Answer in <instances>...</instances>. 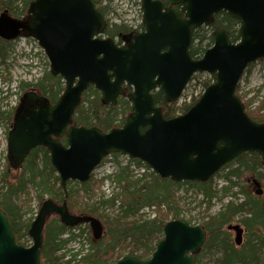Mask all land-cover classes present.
<instances>
[{"label": "water", "instance_id": "1", "mask_svg": "<svg viewBox=\"0 0 264 264\" xmlns=\"http://www.w3.org/2000/svg\"><path fill=\"white\" fill-rule=\"evenodd\" d=\"M140 5L144 31L126 37L122 45L100 36L106 21L92 0H32L22 19L6 11L0 15V38L37 40L50 73L64 81L54 104L32 90L20 98L7 137L11 169L20 168L31 150L42 146L66 195L68 181H87L111 153L138 159L159 177L176 182H205L244 152H257L264 164V122L253 121L235 93L246 66L264 58V0H169L168 6L161 0H140ZM221 11L239 22V40L233 42L225 29H216L213 45L201 58H192L193 29L210 24ZM195 72L215 74V79L185 113L165 118L152 92L160 90L164 102H174ZM123 83L132 90L126 93ZM90 85L103 104L114 106L119 96L127 97L131 112L120 127L104 132L72 125ZM62 136L65 145L59 141ZM51 214L66 226L89 223L94 240L103 235L95 216L71 213L66 199L61 204L46 199L30 223L32 243L25 247L16 242L0 209V264H42L43 231ZM227 228L235 231L234 243L240 245L243 229L239 224ZM162 233L148 259L126 255L114 264H193L207 237L203 225L184 219L167 221Z\"/></svg>", "mask_w": 264, "mask_h": 264}, {"label": "trees", "instance_id": "2", "mask_svg": "<svg viewBox=\"0 0 264 264\" xmlns=\"http://www.w3.org/2000/svg\"><path fill=\"white\" fill-rule=\"evenodd\" d=\"M93 1L103 16L107 17L113 12L114 0ZM162 1L167 3V0ZM20 3H22L20 10L25 13L28 0H0V13L6 11L15 17L18 14L12 5L17 6L15 4L19 5ZM10 10L13 14L10 13ZM22 11L20 14H23ZM120 23L118 24L116 21L110 23L109 18H107L105 34L119 40L125 37L131 29L129 25ZM237 25V20L222 11L215 15V20L210 27L212 29L226 28L230 39L235 41L239 38ZM212 43V33L205 27H197L192 33L190 55L193 58H199ZM4 57L5 53L0 49V59ZM210 82L211 80L199 82L201 91ZM32 85L51 102H55L63 91L61 77L52 76L49 72L44 73ZM20 88L22 89V85ZM238 90L239 85H237L236 92ZM153 97L155 103L163 105L165 117L185 112L196 101L195 99L189 104L174 107L164 103L160 91H156ZM244 103L251 119L258 122L264 121V114H259L260 110L264 108V104H260L256 110L249 112L248 103L245 101ZM119 108H121L120 112L124 114L130 105L126 99L120 98L117 106H104L100 102L98 91L90 87L83 94L81 105L76 109L73 120L79 126H95L107 131L124 122L125 116L118 117L120 115L117 111ZM3 116L1 111L0 118ZM118 120L120 122L116 124ZM64 141L65 139H63ZM118 155L114 154L113 156L116 159ZM132 161L136 165H142L138 160L133 159ZM39 162H41L40 165L37 164ZM226 169L228 170L224 180L227 184L222 191L228 190L234 184L237 185V180H240L246 172L255 177L264 188V167L256 152L240 154L233 161L224 165L221 171ZM104 178L112 185V190L108 195L101 193L96 196L94 189L100 185V182L91 176L84 183L69 181L67 186L72 184L77 187L76 189L67 187L66 196L60 185V179L50 163L47 150L37 147L25 160L20 175L11 176L6 170L2 172L0 176V208L7 214L16 241L24 245L22 240L27 236L30 219L23 217L20 208L22 194H28L27 191L31 188L34 189L36 200L39 202L45 199L44 195H48L49 199L56 202H63L66 199L72 212L74 210L75 213L92 214L100 218L105 228V234L97 241L88 236L91 252L81 255L80 252L83 249L79 246V249L69 254L70 250L67 246L71 242L77 241L83 230L79 229L74 232L72 231L74 228L64 226L57 217L52 216L44 229V244L40 253V261L43 264H59V260L68 256L67 263L71 261L70 259H77L83 264H106L109 259L114 258L112 262L114 264L124 255H136L141 259H147L154 251L157 241L162 237V226L170 219L184 218L181 201L175 196L180 187L185 184L197 187L203 196L202 201L211 200L214 196L212 179L207 182L178 183L169 178H160L153 172L137 175L129 164L121 165L119 161H116V170L106 174ZM232 178H235L236 183ZM245 185L248 186L247 182ZM239 192L244 195L243 200L240 202L228 201L221 210L208 216L207 221L202 224L207 232V239L202 252L212 249L218 250L220 257L216 259L217 264H256L258 262L257 254L261 250L264 251V195L255 196L241 188ZM105 206L110 207L111 211L104 213L103 207ZM144 208H153V215L143 219L140 211ZM236 216H243L240 219L242 224L249 229V232L256 234L255 242L245 243L242 248L233 244L229 232L224 228ZM186 220L191 223L190 218ZM64 234L67 235L63 237ZM57 252L60 254L57 255ZM202 252L195 256L194 264H198L203 255Z\"/></svg>", "mask_w": 264, "mask_h": 264}, {"label": "rangeland", "instance_id": "3", "mask_svg": "<svg viewBox=\"0 0 264 264\" xmlns=\"http://www.w3.org/2000/svg\"><path fill=\"white\" fill-rule=\"evenodd\" d=\"M30 1L31 0H28V4ZM28 4L25 8L26 10ZM15 5L17 6L12 5L15 7V12L18 14L15 15V17H22L26 13V11L23 13V11L20 10L22 3ZM112 8L113 12L107 16L110 23L116 21L118 24L123 22L124 24L130 25V23H137L139 21V11L135 0H114ZM20 11H22L23 14H20ZM10 13L13 14L11 10ZM208 27L211 28L210 26ZM209 28L206 29L209 31L214 30ZM0 48L5 53V57L0 59V100H4L7 108L10 106L16 107L18 99L21 97L24 91L32 88L37 89L32 84H35L44 75V73L49 72V62L43 49L33 38L19 37L11 41L0 40ZM211 77L212 76L207 73L195 74V77L190 80L188 85L185 87V90L183 91L179 101L174 103L173 106L177 107L182 106L183 104H189L192 100L197 99L201 91L199 82L203 80H211ZM20 85H22V89L20 88ZM238 85L239 90L237 91V94L242 99V101L248 103L247 108L249 112L256 110V107H258L260 104H264V58L254 62L249 70L245 71ZM117 111L120 113L118 117H124L129 113L130 108L124 114L120 112L121 108H119ZM13 112L14 111L10 110L9 115H11V113L13 114ZM259 114H264V108L260 110ZM118 122L120 121L118 120L116 124ZM118 161L123 164L127 161V159L126 157L119 156ZM40 163L41 162L37 164L40 165ZM4 170L8 171L11 176L20 175L22 172V168L16 171L10 170L8 168L6 159V139L3 129L0 127V176ZM114 170H116V162L112 157L104 158L101 164L95 168L92 173V178L100 182V185L94 189L96 196H99L101 193L108 195L111 192L112 185L104 177L106 174L111 173ZM227 170L228 169L219 171L212 178L214 196L211 200L202 201L203 196L199 189L191 185L185 184L176 191L175 196L181 201L180 204L183 207L182 209H184L183 213L185 215V220H189L190 218L192 225L203 224L205 221H207L208 216L216 214L228 201H240V199H242V196L239 192L240 188L248 191L249 193L253 192L254 187H252V183L248 186L245 185V182H247V180L250 181L253 177L248 172H246L240 180H237V185L234 184L228 190L222 191L224 190L223 187H225L227 184L224 180ZM232 180L236 183L235 178H232ZM67 187L76 189L77 186L70 184ZM27 193L28 194H22L23 196L21 198L20 208L23 213V217L26 219L29 218L31 222L36 215L40 202L36 200L34 189L29 188ZM44 197L47 198L48 195H44ZM152 210L153 208H144L141 210L140 214L142 215L143 219L151 217L153 215ZM110 211V207H103L104 213H108ZM72 213H75V211L73 210ZM78 213L79 212L76 214ZM242 217L243 216H236L231 222H229L233 224L239 223L244 228L243 242L238 248H242L245 243L247 244L255 242L254 238L256 235L254 232H249V229H247L242 224L240 221ZM226 226L224 228L227 230ZM79 229L83 230L81 237L78 238L80 241L78 242L77 240L75 242H71V244L67 246V248L70 250L69 254L79 249V246H81L83 249L80 252L81 255L92 251L89 248L88 239V236L90 239L92 238L90 228L87 224H81L76 226L73 231L77 232ZM228 232L229 237L234 244V232ZM63 237H65V235H63ZM22 242H24V245L26 246L31 244V238L28 236V234L23 238ZM80 242L81 244H79ZM59 254L60 253L57 252V255ZM202 254L203 255L200 257L198 264H217L216 259L220 257V253L215 249L202 252ZM257 255L258 262L256 264H264V251H259ZM67 258L68 256L64 257L63 259L59 260L58 263L66 264ZM70 260L71 261L67 264L80 263L77 259ZM113 260L114 258L109 259L106 264H112Z\"/></svg>", "mask_w": 264, "mask_h": 264}, {"label": "flooded vegetation", "instance_id": "4", "mask_svg": "<svg viewBox=\"0 0 264 264\" xmlns=\"http://www.w3.org/2000/svg\"><path fill=\"white\" fill-rule=\"evenodd\" d=\"M166 6H168V4H166ZM143 29H144V26H143V27L139 26V27H137L136 29H134V32H135V33H136V32H140V31H142ZM118 43L120 44L121 42H118ZM123 87H124L125 89H127V90H130V88H127V87L124 86V85H123ZM158 105H159V103H158ZM0 106H1V111H2L3 114H4V116L0 118V127H2L5 137H7L8 132H9L10 127H11V123H12V121H11V123H10V120H8V115H9L8 112H9L10 110L14 111L15 106H10V107L7 108V107H6V103H4V100H1V102H0ZM162 106H163V105H162ZM162 106H161V107H162ZM162 109H163V107H162ZM7 113H8V114H7ZM10 117H12V113H11V116H10ZM8 121H9V122H8Z\"/></svg>", "mask_w": 264, "mask_h": 264}, {"label": "bare ground", "instance_id": "5", "mask_svg": "<svg viewBox=\"0 0 264 264\" xmlns=\"http://www.w3.org/2000/svg\"><path fill=\"white\" fill-rule=\"evenodd\" d=\"M1 49V48H0ZM2 50V49H1ZM0 102H1V100H0ZM0 112H1V106H0ZM49 156V155H48ZM49 160H50V158H49ZM261 164H262V166L264 167V164L262 163V160H261ZM65 192V191H64ZM242 196V199H240V201L241 200H243L244 199V195H241ZM240 201H238V202H240Z\"/></svg>", "mask_w": 264, "mask_h": 264}]
</instances>
